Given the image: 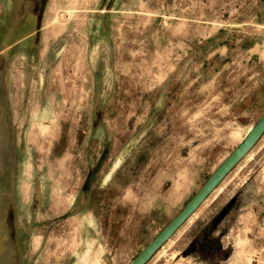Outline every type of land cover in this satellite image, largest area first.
I'll list each match as a JSON object with an SVG mask.
<instances>
[{
  "label": "rangeland",
  "instance_id": "374dc122",
  "mask_svg": "<svg viewBox=\"0 0 264 264\" xmlns=\"http://www.w3.org/2000/svg\"><path fill=\"white\" fill-rule=\"evenodd\" d=\"M132 1L127 8L131 10L112 12L101 28L96 12L74 13L70 18L69 13L57 12L55 21L62 26L70 19L73 28L59 29L56 61L33 59L45 45L35 42V29L27 28L24 50L19 51L28 55L23 62L18 50L11 52L14 57L7 54L15 39L5 23L19 20L20 2L29 11L39 1L0 0V264H128L264 114V101L258 100L264 96L260 83L264 70L256 64L260 55L264 57V28H260L264 0ZM30 16L28 12V21ZM103 33L105 44H97L95 38ZM43 36L51 34L43 31ZM109 37L114 39L111 43ZM240 51L254 56L246 74L258 73L244 86L241 71H230L233 66L226 58ZM213 68L219 69L216 81L224 92L220 105L212 110L207 100L198 112V86L210 89ZM99 72L106 76H98ZM54 76L57 86L43 81ZM115 80L137 92L116 94L122 107H97L95 90ZM45 87L59 89L55 94L59 107L42 110L48 116L43 123L24 124L25 117L36 112L33 106ZM243 87L254 100L250 112L222 106L234 104L237 89ZM167 90L170 95L163 99ZM83 150L80 160L87 168L80 171L72 154ZM100 161L107 169L100 177L105 174L107 181L114 179L115 166H127L137 177L125 176L122 183L133 181L140 196L148 188L160 196H176L167 202V214L144 222L136 220L134 206L121 208L118 214L123 219L106 221L101 244L82 245L77 220L66 215L73 208L66 197L72 191L75 196L85 193L86 186L101 179L99 172L105 169ZM154 166L170 170L159 175L153 173ZM158 176L166 179L161 183ZM43 179L48 181L41 183ZM260 179H264V135L190 216L189 221L197 218L196 227L183 237L179 235L185 226L177 231L147 264H264ZM51 186L54 191L49 195ZM41 196L45 202L37 204L35 197ZM230 201L233 205L224 216L228 248L217 258L205 256L201 228L224 215L221 209ZM197 229L198 257H193L192 235ZM208 248L216 250L214 244Z\"/></svg>",
  "mask_w": 264,
  "mask_h": 264
},
{
  "label": "crops",
  "instance_id": "0c3cea01",
  "mask_svg": "<svg viewBox=\"0 0 264 264\" xmlns=\"http://www.w3.org/2000/svg\"><path fill=\"white\" fill-rule=\"evenodd\" d=\"M39 1V6L36 7L33 10L27 11L26 5H23L22 2L18 4V14H19V20L18 21H12L10 25H6L8 23H5V27L7 29L9 28L10 34L13 36L14 41L9 43L8 48L6 49L8 52V55H13L11 57H14L16 54H11L12 51L15 52V50H18L17 54L20 61H26L28 58L27 53L25 52H19L20 50H24L22 48V45L26 41V29L27 28H32L35 29V42L40 43L45 45V51L41 53H37V55L33 58L36 59L37 61L41 62H48V61H56L58 60V47L55 45L58 44V41L60 39V32L59 29H68V28H73L72 24H70V19L66 20V22L63 23L62 26H60L57 22L55 21V16L57 12H65L69 13V18L72 16L74 13H90V12H96L98 13V23L99 27L101 28L104 24H108L107 18L112 12H128L130 9L128 8V0H38ZM131 3H133L132 0H130ZM129 2V3H130ZM105 5H104V4ZM75 6V7H73ZM30 13V18L32 21H28L27 19V13ZM22 18V19H21ZM34 20V21H33ZM107 20V21H106ZM98 24L96 25L95 23L92 25L93 28H96ZM90 27V26H89ZM87 27V29L89 28ZM260 28H264V25L260 23ZM43 31H47L49 34H51L50 38L45 39L43 36ZM106 35V34H105ZM104 33L95 38L97 40V44H105L104 39L105 36ZM67 39H74V38H67ZM92 39V38H90ZM12 40V38H11ZM113 37H109L108 43H111L113 41ZM106 42V43H107ZM50 46V47H49ZM12 47H15L11 49ZM253 54L252 53H247L246 51H240L237 53H233L231 55H227L226 58L227 60H230L228 62H231V65L233 66L230 71L234 70H239L241 71V76L243 77L244 82L242 83L243 86L248 82V80L254 78H258V73L254 74H246V71L248 70V67L251 65L250 62L252 61ZM256 64H259V68L264 70V57L261 55L259 58H257ZM42 64L41 66H43ZM230 68V67H229ZM236 68V69H235ZM241 68V70H240ZM218 73L219 69L218 68H213L211 70V75L210 77L212 78V85L209 90H205V86H198V112L202 110L203 108V103L205 101H210L211 109L213 110L214 108L217 109L218 106L220 105V96L224 93L220 88L218 87V82L216 79L218 78ZM98 76L105 77L106 74H101L99 72L97 74ZM256 75V76H255ZM86 76V75H84ZM88 77H91V71L87 75ZM86 76V77H87ZM260 77V76H259ZM58 78L57 76L50 77L49 79H43L44 82L51 83L57 86ZM42 81V83H43ZM246 81V82H245ZM260 83L264 84V76H262ZM46 84H43L44 86ZM130 90H127L124 88L122 84L117 83L115 80V83H109V84H103L100 85L98 89L95 90V92L99 95V103L96 105L99 108H108V107H122V101L116 98V94H122L124 92H129L130 94L136 93L137 90H133V86H130ZM137 87V86H136ZM24 89H27V86H23L22 91ZM238 90V97L236 98V102L230 103V105H222L223 107H232V109L237 108L238 111H242L243 113L248 111L250 112V107H251V92L247 91L244 89H237ZM91 89L87 88L86 92L90 93ZM226 93H228L227 89L225 90ZM59 92V89L55 87L47 88L45 87L42 90V97L40 101H36V105L33 106L35 108L36 112L32 113V115L25 117L24 119V124H31V123H43L45 119L48 118V116H43L42 110L44 109H50L53 110L55 108L59 107V102L57 98V94ZM94 92V90H93ZM264 93V92H262ZM165 97H168L167 95H170L169 90L163 93ZM121 99V98H120ZM260 101H264V96L262 98H258ZM137 101V99L135 100ZM254 101V100H253ZM114 103V104H112ZM222 104V103H221ZM236 105V106H234ZM28 105H21V108H27ZM32 107V106H30ZM214 107V108H213ZM264 115V114H262ZM261 115V116H262ZM260 116V117H261ZM259 117V118H260ZM251 129V128H250ZM249 129V130H250ZM85 150L80 151V153H76L73 151V158L75 157L78 159L76 162L77 168L82 171L87 168V163L83 164L81 163L80 157L84 156ZM134 152H137L135 150ZM132 153V156L134 154ZM167 157H170V153L166 154ZM86 159V156L84 157ZM83 162V161H82ZM75 163V162H74ZM100 166L102 169L104 168V172L101 170L99 172V177L101 178L100 175L103 173H107L106 165L105 162L102 163L101 161L99 162ZM74 165V164H73ZM127 166H115L114 167V179L107 181L106 175H102V180L101 179H95L94 184L92 183L93 186H86L85 187V193L88 194L86 195L84 191H82L81 194L78 196H75V192L72 191V194L66 197V204L68 206H73V208L69 209L66 212L67 217H73V219L77 220L78 223V229H77V239L79 242L84 245V243L87 244H95L96 242H100L101 244V238H102V230L106 226V221L111 222H119L123 219L118 212H121V208L128 207L129 205L135 207V218L137 221H146V220H152L157 217V215H160L161 213L167 214L166 212V206L167 202L169 201L170 198H173V196H176L172 194L170 197V193H168L166 196L165 195H159L155 189H146L145 192L140 196L139 191L136 190V185H134L133 181L131 183H122L124 180V177L127 176V178L134 179L137 176L131 174V172L126 170ZM236 167V166H235ZM234 167V168H235ZM233 168V169H234ZM131 169V167H130ZM170 169L165 167H158L156 168L155 166L153 167V173L155 174H165L168 173ZM159 180H162L161 183L166 179L163 176H158L157 177ZM46 181L43 179L41 183H46ZM260 184L259 187L261 189H264V179L259 180ZM90 183V182H89ZM40 184V183H39ZM37 185V188L39 191L42 189V185ZM52 184V183H51ZM49 195L51 194L53 190V186L49 187ZM49 200V199H48ZM35 201L37 204L44 203V199L41 196L35 197ZM53 203V202H52ZM233 203L230 201L225 207L221 209L222 213L224 215H221L218 217L215 221H211L209 224H207V227L201 228L204 232L202 235V241L206 245L205 249V256H210L212 258H217L222 254V251L226 250L228 248V244L224 241V238L226 235V228L224 224V216L228 214L231 210V206ZM78 206V207H74ZM113 209L115 215L112 217L111 214L113 215ZM179 212V211H178ZM177 212V213H178ZM109 213V215H108ZM176 213V214H177ZM118 214V215H117ZM175 216V215H174ZM173 218V217H172ZM171 218V219H172ZM166 223V225L170 222V220ZM190 219V218H189ZM189 219L183 223L180 228L177 230L179 231L183 228L182 235L180 234V237H183L190 233L193 229V227H196V221L197 218L195 217L194 220L189 221ZM165 225V226H166ZM177 231L173 234V236L170 237L168 241H171V239L176 235ZM71 232L70 230L67 231V238H70ZM193 251L191 252V255L193 257H198V229L193 233ZM215 245L216 250H211L208 247L211 245ZM209 249V250H207ZM154 256V255H153ZM148 263V262H147ZM146 263V264H147Z\"/></svg>",
  "mask_w": 264,
  "mask_h": 264
},
{
  "label": "water",
  "instance_id": "95a60500",
  "mask_svg": "<svg viewBox=\"0 0 264 264\" xmlns=\"http://www.w3.org/2000/svg\"><path fill=\"white\" fill-rule=\"evenodd\" d=\"M264 135V115L246 133L243 140L210 174L201 188L190 198L185 206L160 230V232L128 264H146L153 255L185 223L206 198L216 189L223 178L251 150L259 138Z\"/></svg>",
  "mask_w": 264,
  "mask_h": 264
}]
</instances>
